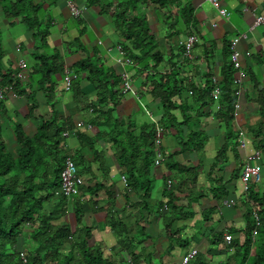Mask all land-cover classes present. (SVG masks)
Segmentation results:
<instances>
[{"label":"trees","instance_id":"16d2710c","mask_svg":"<svg viewBox=\"0 0 264 264\" xmlns=\"http://www.w3.org/2000/svg\"><path fill=\"white\" fill-rule=\"evenodd\" d=\"M19 2L24 0H17L12 6H4L8 18L14 19L25 11V8L18 6ZM87 3L112 17L115 30L123 40L121 46L125 56L134 65H139L142 73L157 69L164 62L158 37L148 21V8L155 12H164L165 27L170 36L179 35L182 25L188 27L195 23L191 4H185L179 15H174L168 10V6L175 3L174 0H87ZM23 19L28 21L29 17L24 16ZM47 34V29L37 32L40 45H46ZM189 34L195 35L193 32ZM180 48L184 53L185 47ZM2 59L0 49V64ZM223 60L220 80L212 73L206 72L202 76L204 82L188 81L180 69L176 68L178 63L173 62L170 71L161 75L160 79H150L151 84L146 88L164 108L165 114L160 121L166 129L163 139L169 130H176L181 152L197 151L204 147L208 137L202 129V122L206 117L213 118L218 127L225 131L226 143L220 150L217 161H225L226 152L229 149L236 151L239 146L234 116L235 105L239 101L236 94L239 87L234 83L236 70L231 61L230 43L226 45ZM187 62L185 59V63ZM63 70L59 55L47 54L35 56V63L25 83L17 77L18 72L16 76L12 72L3 74V69L0 68L2 87L12 88L16 95L24 96L30 104L28 117L38 119L40 123L34 136L27 135L22 125L15 123L14 128L11 127L16 138L15 146L10 147L4 136L8 123L5 125L0 121V264H127L126 260H129V264H147L152 260V254H147L143 248L145 240L150 237L146 233V225L142 224L146 220L144 211L148 213L147 217H150L156 211L160 213L163 208L168 210L164 215L165 234L169 243L167 253L176 246H188L190 241L181 237V228L174 226L185 219L183 204L177 194L187 192L188 197L194 195L193 188L198 183L199 171L198 168H182L184 166L175 161H172L175 165L167 164L174 175L167 178L164 190L166 201L159 202L153 209L150 208L149 199L154 188L152 168L157 149L162 147L157 144L153 126H142L138 135L131 125L112 142L116 159L128 176L127 187L140 194V201L131 204V207L143 210L140 219L142 222L139 220L133 225L129 217H124L128 206L118 209L114 194L108 190L105 206H100L95 197L102 188L105 190L104 185L89 186L84 182L79 188V194L72 198L61 192V176L66 160H72L78 169V154L75 157L65 152L62 144L67 128L59 122L57 115L46 121L36 114V94L38 91L42 92L46 102L54 107L58 84L56 78L63 74ZM79 70L89 75L98 92L97 101L84 109L83 113L89 116L86 126L100 127L112 122L115 109L123 95L120 89L123 84L122 76L90 60L79 64ZM251 81L252 92L247 99L257 108L259 121L250 126V131L253 133L256 149L264 154V89L254 74ZM217 87L220 92L215 96L213 92ZM71 88L78 92V96L82 93L74 79ZM2 105L3 103H0V107ZM187 130V134L183 135ZM83 141L93 146L91 140L81 138L80 142ZM172 157L173 155H170L168 159ZM216 167L217 163L213 168ZM241 171L242 168L237 169L235 178L228 181L224 180L222 172L218 178H212L215 173H210V186L207 191L213 193L219 205L227 199L230 193L229 184L239 177ZM78 172L80 175L79 169ZM176 173H180L177 184ZM169 180L172 181L171 186ZM249 184V192L242 200L246 206L245 225L215 233L210 241L212 246H220L224 233H229L232 237L233 233L242 235V241L241 237L233 238L226 247L227 258L224 264H264V177L260 182L252 180ZM196 200V197H190L188 206ZM127 202L130 203L128 199ZM88 210L94 213L105 212L107 226L116 237L125 258L116 257V253L107 254L106 250L91 243L95 228L85 223ZM215 211L216 208L209 209L206 214L204 211L205 219ZM254 213L259 216L258 222ZM70 214H74L73 219ZM187 214L195 216L193 212ZM254 231H257L255 236ZM194 261L196 264H205L199 257H195Z\"/></svg>","mask_w":264,"mask_h":264},{"label":"crops","instance_id":"0c3cea01","mask_svg":"<svg viewBox=\"0 0 264 264\" xmlns=\"http://www.w3.org/2000/svg\"><path fill=\"white\" fill-rule=\"evenodd\" d=\"M174 1V4L168 6L170 8L168 10L174 15H179L185 4H191L194 9L195 23L188 27L182 25V32L179 35L170 36L165 27L164 12H155L148 8L146 11L148 21L152 31L158 37L160 49L164 54V62L159 68L142 73L139 65H134L133 62L127 64L118 53L117 47L122 44L123 40L115 30L112 17L102 13L98 7L89 6L87 0H76L79 6H86V11L80 18L72 16L65 0H24V2H19L18 6L25 8V11L14 19L6 16L4 6L15 4L17 0H5L4 2L0 0V49L3 55L0 68L3 69V74L12 72L16 76L19 71L18 65L20 61H23L26 65L24 72L28 76L35 63V56L59 55L64 70L63 74L56 78L58 84L55 105L51 107L46 102L44 94L38 91L36 114L46 121L52 120L54 115H57L59 122L67 128L66 132H71V136L64 137L63 148L65 152L73 156L78 154L76 155L79 163L78 169L85 184L105 186V190L102 188L95 199L100 202V206H105L106 191H110L114 194L118 209L128 206L124 217H129L131 223L135 225L141 219L143 210L132 208L131 204L140 201V194L127 187L128 176L116 159L112 145L114 138H119L120 134H124L131 125L134 126L133 130L138 135L142 126H153L156 135L159 129L165 133L166 129L160 123L165 114L164 108L159 100L154 99L148 93L147 85L170 71L173 62L178 63L176 68L180 69L188 81L204 82L202 76L206 72L212 73L217 80H220L226 45L231 44L237 37L247 34L246 38L240 39L237 47L240 53V65L246 74L245 80L240 87L238 86L241 108L236 118V133L239 141L237 150L229 149L226 152V160L217 161L220 150L226 143L225 131L218 127L212 117H206L202 122V129L208 137L204 147L197 151L181 152L176 130L171 129L164 135V139L162 136V144L159 145L162 147L157 149V152L161 151L163 160L156 165L157 153L154 158L152 168L154 188L149 199L152 209L159 202L166 201L164 190L167 178L174 175L167 164L178 163L188 170L198 168V183L193 188L194 195H192L197 198L196 202L188 206L189 198L192 196L188 197L187 192L177 194L183 204L185 219L175 223L174 226L181 228V237L187 238L190 241L189 245L184 248L176 246L174 250L167 253L169 243L165 234L164 215L168 210L163 208L160 213L156 211L150 217H147L149 215L144 211L146 218L144 225L150 237L145 240L143 248L147 251L148 247H153L162 251V253L155 254L157 263L152 264H182L183 257L192 249L198 250L199 254L196 257L203 260L205 264H224L227 258L226 247L229 245L224 240L226 233H224L220 246H212L210 241L215 233L241 228L245 225L246 206L242 201L244 195H242L240 181L242 171L239 177L229 184L230 193L222 205H219L213 193L207 191L210 186L209 175L212 172V174L215 173L212 178H218L221 177L222 172L226 181L235 178L236 170L239 168L243 170L248 158L257 151L259 152L254 145L253 133L250 131V126L259 121L257 108L248 102L247 96L252 92V74L260 80L264 89V26H257L250 31V27L255 23V16L264 14V0H218L221 7L229 12V18L222 17L214 6L202 0ZM24 16L29 17L28 21L23 19ZM40 29H47L46 45H40L38 42L37 32ZM190 32H193L197 38L192 59L186 58L180 48L184 47V42L192 35L189 34ZM247 52H250V55H247ZM89 60L102 64L105 68L115 71L117 75L128 74L133 87V91L129 94L122 92L120 104L113 114L114 120L100 127H87L86 121L89 116L83 113L90 103L98 99L96 86L89 79V75L79 70V64ZM66 69L71 71L72 79L80 86L82 93H79V96L78 92H74L72 88L68 92L63 90ZM26 81L27 79L21 80L24 83ZM0 90L3 92V98L0 97V103H3L0 107V121L5 125L8 123L4 136L7 144L14 147L16 138L12 128L16 125L15 123H20L29 136L36 135L40 123L38 119L28 117L30 104L24 96L16 95L12 88L2 87L1 74ZM6 111L12 115L7 116ZM143 119H147V122ZM188 131H185L183 135ZM81 138L91 140L93 146L87 145L84 141L81 143ZM240 141L246 142V148H241ZM170 155L173 157L168 159ZM216 163L217 167L213 168ZM260 164L262 178L264 177V154L262 153ZM179 176L180 173H176L175 184ZM127 199L129 204H127ZM230 199L236 200L234 207L225 205V202ZM211 208H216V211L207 215L208 218L205 219L204 211L206 214V211ZM189 212H193L195 216H189L187 214ZM70 217L73 219L74 214H70ZM149 219H154L151 224ZM85 223L95 228L92 244L100 246L107 251V254L116 253V257L120 259L126 257L121 247L118 246L116 237L107 226L104 211L94 213L88 210ZM241 236L239 233H233L234 239ZM126 261L129 264V260ZM191 264H196V261L193 260Z\"/></svg>","mask_w":264,"mask_h":264},{"label":"built area","instance_id":"2783aa9c","mask_svg":"<svg viewBox=\"0 0 264 264\" xmlns=\"http://www.w3.org/2000/svg\"><path fill=\"white\" fill-rule=\"evenodd\" d=\"M67 2L68 8L70 13L72 14V16L74 18H80L86 11V6H78V4L76 3V0H65ZM203 2H207L209 4H211L212 6H214L220 13V15L222 17L225 18H229V12L225 9H223L219 3L218 0H202ZM257 26H264V14L255 16V23L254 25H252L250 27V31L254 30ZM247 34H244L242 36L237 37L236 39H234L232 41V43L230 44V51H231V61L233 63L234 69L236 70V75H235V80L234 83L237 86H241V84L243 83V81L246 78V74L244 73L243 69L241 68L240 62H239V56L240 53L237 49L238 44L240 42V39L242 38H246ZM197 42V38L195 35H191L187 38V40L184 42V56L188 59H192L193 58V48L195 43ZM118 53L120 54V56H122V58L124 59V61L127 64H130L131 61L130 59H128L125 56V51L123 49V47L121 45H119L117 47ZM247 55H250V52H247ZM18 74L17 77L21 80H25L28 78L27 74L24 72V70L26 69V65L25 62L20 61V64L18 65ZM122 80H123V84H122V92L123 94H129L130 92L133 91V87H132V83H131V79L129 77L128 74L123 73L122 74ZM63 90L68 92L71 90V86H72V73L70 70L66 69V75L63 79ZM220 90L217 87L214 92L213 95L217 96L219 94ZM238 95V98L240 96V92L239 90L236 93ZM0 97L3 98V92L2 90H0ZM241 108V104H240V100L236 103L235 105V112H234V116L235 118L238 117L239 115V111ZM164 132L159 129L157 131V144L161 145L162 144V134ZM64 137L67 136H71V132H66L63 134ZM240 146L241 148H246V142L245 141H240ZM162 153L159 150L157 152V156L155 159V164L159 165L162 161ZM261 161V153L260 152H256L255 154L251 155L248 158V162L244 165L243 170H242V174H241V185H242V195L245 196V194H247L249 192V187H250V181H255V182H260L261 181V173H262V167L260 164ZM61 182H62V187H61V192L68 198H72L75 195L79 194V188L81 185H83L84 180L83 178L79 175L78 169L76 164L70 160L67 159L66 163H65V167L62 171V176H61ZM169 186H171V181H169ZM236 204V200L235 199H230L227 200L225 202V205L227 207H234ZM254 217L256 219V221L258 222L259 220V216L257 213H254ZM257 234V231H254V236ZM225 241L230 244L233 240V237L231 234L226 233L225 236ZM198 255V250L197 249H192L191 251H189L187 254H185V256L183 257V261L182 264H191V262L195 259V257Z\"/></svg>","mask_w":264,"mask_h":264},{"label":"rangeland","instance_id":"374dc122","mask_svg":"<svg viewBox=\"0 0 264 264\" xmlns=\"http://www.w3.org/2000/svg\"><path fill=\"white\" fill-rule=\"evenodd\" d=\"M79 6V5H78ZM160 50V49H159ZM161 51V50H160ZM8 111V110H7ZM6 111V115L7 116H9V115H12V113H10V112H7ZM145 122H147V119H143ZM141 123H142V119H141ZM12 146V145H11ZM10 146V147H11ZM73 217V216H72ZM153 220L154 219H149V222H150V224L153 222ZM140 222H142L141 220H140ZM142 224H146V223H142ZM148 226V225H147ZM150 226V225H149ZM147 251H149L148 253H151L152 254V260L151 261H148L147 262V264H152L153 262L154 263H157V258H156V256L157 255H155L156 253H162V251L161 250H157L156 248H153V247H148V250ZM146 251V252H147ZM180 251V250H179ZM181 252V251H180ZM153 255H155V256H153Z\"/></svg>","mask_w":264,"mask_h":264}]
</instances>
